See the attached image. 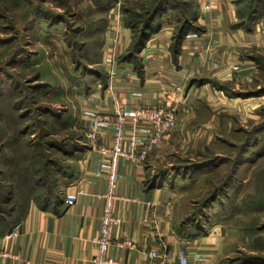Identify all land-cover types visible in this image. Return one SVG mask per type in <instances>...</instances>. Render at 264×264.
Returning a JSON list of instances; mask_svg holds the SVG:
<instances>
[{"label":"rangeland","instance_id":"1","mask_svg":"<svg viewBox=\"0 0 264 264\" xmlns=\"http://www.w3.org/2000/svg\"><path fill=\"white\" fill-rule=\"evenodd\" d=\"M110 1L0 0V188L13 191L10 223L23 218L37 168L42 184L54 170L64 186L80 152L71 148L88 147L89 127L77 123L74 108L80 87L102 71ZM157 1L128 4L142 14ZM168 1L180 5L167 12L176 27L177 17L195 13V0ZM237 2L244 13L251 0ZM252 53L250 80L196 102L177 123V152L163 158L173 163L182 218L204 229L222 225L216 264H264V50Z\"/></svg>","mask_w":264,"mask_h":264},{"label":"crops","instance_id":"2","mask_svg":"<svg viewBox=\"0 0 264 264\" xmlns=\"http://www.w3.org/2000/svg\"><path fill=\"white\" fill-rule=\"evenodd\" d=\"M125 1L115 0L108 9L100 59L102 71L96 72L94 84L87 86L86 91L81 87L78 90L83 96L76 103L74 118L85 128L97 113H113L118 106L123 107L127 147L133 133L131 116L137 108L167 104L174 109L178 123L196 102L220 95L216 82L250 80L255 72L252 50H264V11L244 19L237 0H195L193 27L175 51L172 37L176 23L165 13L140 51L125 58L133 37L122 11ZM177 129L165 135L144 161L120 158L118 197L113 207L120 221L113 229L108 248V254L118 260L142 263L150 249L162 248L161 242L166 245L172 264L181 251L188 254L193 264H216L218 260L222 225L213 222L205 232H199L196 224L193 228L185 224L187 218L180 213L183 201L177 193L179 184L175 177L171 178L173 163L163 160L177 152ZM203 133L202 130L200 135ZM137 135L140 142L147 139L145 123L138 125ZM112 141L113 127L103 126L98 143L110 146ZM76 155L73 179L63 186V197L71 189L81 190L76 203L67 205L63 198L42 207L31 202L19 222L18 237L8 240L4 237L7 233L0 234V249L16 254V258L0 257V264H94L110 157L92 147H85ZM148 201L155 202L153 209L147 207ZM192 203L190 200L189 205ZM126 240L134 241L136 248L120 244Z\"/></svg>","mask_w":264,"mask_h":264},{"label":"built area","instance_id":"3","mask_svg":"<svg viewBox=\"0 0 264 264\" xmlns=\"http://www.w3.org/2000/svg\"><path fill=\"white\" fill-rule=\"evenodd\" d=\"M126 112L123 107L118 106L113 113L99 112L96 114L92 123L85 133V145L92 148H98L110 157L107 173V190L104 192L105 205L101 216V228L96 238L97 251L93 257L94 264H128L118 260L108 254V248L112 243V233L120 218L114 214V201L118 197L117 187L119 181V163L120 158H127L134 161H144L148 153L157 146L163 137L172 133L177 126V116L174 109L167 104L141 106L134 110L131 121L133 133L128 140V146L125 145V122ZM145 123L148 127V137L144 142L138 139V125ZM111 125L113 127V141L110 146L98 143V134L103 126ZM80 189L70 190L63 197L67 205L76 203ZM147 207L153 209L155 202L148 201ZM20 232V223L16 224L4 237L11 239L18 237ZM120 244H125L131 248H136V243L132 240H126ZM162 248L150 249L147 252V259L138 264H172L166 245L161 242ZM0 257L16 258V254L7 248L0 249ZM177 261L173 264H193L187 253L181 251L177 255ZM1 264H5L4 262Z\"/></svg>","mask_w":264,"mask_h":264},{"label":"trees","instance_id":"4","mask_svg":"<svg viewBox=\"0 0 264 264\" xmlns=\"http://www.w3.org/2000/svg\"><path fill=\"white\" fill-rule=\"evenodd\" d=\"M133 1H138V0H126L122 4V11L125 16V21L126 23L131 26L133 30V37H132V45L130 48V52L124 56L125 58H130L135 54V52L140 51L142 48V45L146 40L150 37L152 31H154L155 27L159 24L160 19L162 16L167 13L170 8H175L178 10L180 5L175 4V6H170L168 0H158L157 3L150 9L147 8L145 9L144 13L140 14L136 11H134L132 8L129 6V2ZM115 0H111L109 3V7L113 5ZM241 3V2H240ZM264 11V0H251L250 5L248 6L247 10L243 13L241 12V15L244 19H252L255 16H258ZM184 16V15H183ZM195 16V13L193 14L192 17H177V21L180 20L182 21L180 26H177L174 32V35L172 37V49L175 51L179 44H181V40L184 37V35L192 29V20ZM244 21L241 22L243 24ZM178 25V24H177ZM231 83H224L221 84L219 82H216L215 85L218 88H223L225 89L226 87L230 88ZM85 145V144H84ZM82 145L76 144L74 145L71 149L72 150H81ZM34 164V162H33ZM41 171V168H37L33 174L34 176H31L33 179V188H32V195L28 198L27 204V209L24 213L26 214L28 207L31 202L37 203L39 206L42 207H48L53 203L59 202L60 200L63 199V186L59 185L60 178L57 176L58 174L55 173L54 175V170L50 172L49 178L45 184H42L41 181L44 183V179L38 177V172ZM236 169L233 171L235 172ZM68 173V172H67ZM46 174H48L46 172ZM66 173L64 174V176ZM13 191L11 190V187L5 185V187L0 188V234H5L9 232L16 224V223H10L9 217L13 214L15 211V208H9L8 204L9 201L11 200V193ZM216 194H212L211 200L215 199ZM23 215V217H24ZM185 224L195 227L194 222H191L189 218L185 220ZM196 229H198L199 232H205L206 228L204 229V224H196ZM188 232V229H185V233Z\"/></svg>","mask_w":264,"mask_h":264},{"label":"bare ground","instance_id":"5","mask_svg":"<svg viewBox=\"0 0 264 264\" xmlns=\"http://www.w3.org/2000/svg\"><path fill=\"white\" fill-rule=\"evenodd\" d=\"M221 216V215H220Z\"/></svg>","mask_w":264,"mask_h":264}]
</instances>
